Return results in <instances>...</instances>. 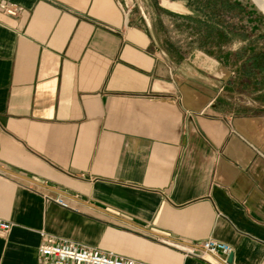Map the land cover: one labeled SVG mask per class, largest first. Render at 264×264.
<instances>
[{"label": "crops", "instance_id": "0c3cea01", "mask_svg": "<svg viewBox=\"0 0 264 264\" xmlns=\"http://www.w3.org/2000/svg\"><path fill=\"white\" fill-rule=\"evenodd\" d=\"M0 2L19 7L0 8V264H40L42 230L149 264H264L259 78L158 45L151 0ZM207 238L232 262L178 247Z\"/></svg>", "mask_w": 264, "mask_h": 264}, {"label": "rangeland", "instance_id": "374dc122", "mask_svg": "<svg viewBox=\"0 0 264 264\" xmlns=\"http://www.w3.org/2000/svg\"><path fill=\"white\" fill-rule=\"evenodd\" d=\"M151 1L138 6L158 45L206 64L219 61L225 68L220 71L229 70L238 82L246 79L248 86L256 78L264 83V10L255 0Z\"/></svg>", "mask_w": 264, "mask_h": 264}, {"label": "built area", "instance_id": "2783aa9c", "mask_svg": "<svg viewBox=\"0 0 264 264\" xmlns=\"http://www.w3.org/2000/svg\"><path fill=\"white\" fill-rule=\"evenodd\" d=\"M0 8L9 14H17L19 7L15 4L0 2ZM63 207L69 208V202L62 196L53 199ZM12 228V222L0 220V234L4 235ZM42 242L39 246L40 264H149L134 258L120 255L112 250L89 247L79 242L64 239L41 231ZM186 254L196 256H212L227 263L226 256L233 250L227 242L215 238H207L190 246H178Z\"/></svg>", "mask_w": 264, "mask_h": 264}, {"label": "bare ground", "instance_id": "6f19581e", "mask_svg": "<svg viewBox=\"0 0 264 264\" xmlns=\"http://www.w3.org/2000/svg\"><path fill=\"white\" fill-rule=\"evenodd\" d=\"M256 3L264 10V0H255ZM176 5V4H175ZM174 7V6H173ZM177 7V6H176Z\"/></svg>", "mask_w": 264, "mask_h": 264}, {"label": "water", "instance_id": "95a60500", "mask_svg": "<svg viewBox=\"0 0 264 264\" xmlns=\"http://www.w3.org/2000/svg\"><path fill=\"white\" fill-rule=\"evenodd\" d=\"M259 7H260V6H259ZM232 257H233V254L231 253V254H230V256H229V260H228V261H229V263H231V262H232Z\"/></svg>", "mask_w": 264, "mask_h": 264}]
</instances>
